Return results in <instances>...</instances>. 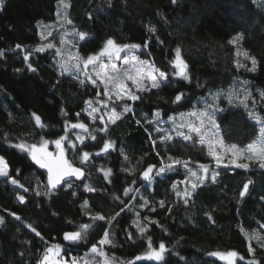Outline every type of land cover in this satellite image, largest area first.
<instances>
[{
    "label": "trees",
    "instance_id": "trees-1",
    "mask_svg": "<svg viewBox=\"0 0 264 264\" xmlns=\"http://www.w3.org/2000/svg\"><path fill=\"white\" fill-rule=\"evenodd\" d=\"M67 2L69 7L66 12L73 22L69 27L87 34L85 40H74V50L76 48L81 57L98 52L108 37L128 44H142L147 40L149 48L134 50L138 58L154 63L162 70L167 68L171 74L168 62L179 47L188 65L190 79L174 77L159 89L140 93L142 99L135 103L123 102L132 106V113L110 126L106 134H97V140L88 138L86 146L77 144L81 152L96 153L105 139L117 142L116 151L94 157L88 165L85 182L96 191L85 193L81 184L79 200L72 195L75 186L72 189L66 186L60 188L50 198L37 197L33 190L38 182H46L45 172L32 164L26 153L10 144L20 141L39 144L41 137L51 142L63 135L64 122L68 117L62 115V108L69 113L71 122L79 119L89 127H95L86 115L82 113L77 118L75 113L85 107V100L95 99L97 89L90 82L81 85L72 74L62 75L54 59V49L34 53L30 57V62L37 69L35 73L26 70L22 59L24 53L11 51L16 44L26 48L37 46V26L40 22L57 24V0H1L0 49H4L7 55L0 59V156L8 162L13 177L20 170V181L25 187H30V191H14L0 178V216L4 217V222L0 224V264H36L46 244L61 243L62 247H68L62 241L63 231L75 230L74 225L88 222L80 207L83 200H88L93 213L102 211L104 215L111 216L119 211L115 206L119 201L113 200V194L130 199L123 197V189L127 186L140 188L141 195L153 202L156 211L139 208L134 200L130 205L134 207L133 213H122L118 223L109 226L116 235L112 236L113 243L105 246V251L118 261L126 262L136 256H144L149 240L153 247H158L161 242L166 245L168 252L164 261L141 259L135 264H224L209 253L230 250L245 257L244 261L238 260L236 264H246L253 259L248 255L250 242L255 248V259L264 260V248L247 238L253 233L264 232L258 228V222L264 223V200L261 199L264 197V170H260L258 165L248 170L233 166L215 167L219 173L216 183L209 179L198 187L189 206L178 200L171 188L173 182L178 186L187 175L184 167L178 166V171L156 176L147 190L139 175L149 164L157 167L161 164L160 157L153 152L149 133L157 138V148L165 163L171 156L189 161V167L196 170L198 164L209 166L213 162L209 151L198 143L197 138L184 141L174 136L173 141L160 143L158 136L163 133L155 131V123L145 122V117L152 119L155 110L161 111L160 125H163L168 116L209 106L213 103L211 97L214 93H226L230 88L243 92L247 88L256 99V106L253 108L251 100L248 109L238 101L236 106H230L227 98L221 97L215 103L227 111L218 115L217 119L222 125L226 144L245 147L260 136V128L264 124V101L260 100V93L264 92V8H259L253 0H176L175 4L172 0ZM149 27L156 29L155 34L148 32ZM237 33L244 37L239 47L257 60L254 71L246 70L251 67V62L237 56V49L227 43ZM237 60L245 63L246 68L237 70ZM79 79L84 78L80 76ZM244 80L249 82L247 86L241 83ZM177 92L185 95L179 104H174L172 101ZM250 111L260 117L259 123L249 115ZM33 112L48 126L43 131L34 127L31 119ZM138 119L141 125H137ZM69 138L75 141L71 129ZM121 148L128 156L127 162L120 155ZM66 157L79 166L80 154L74 149H66ZM122 167L134 169V174L122 171ZM96 168H111V183L105 181L103 173L97 172ZM133 180L137 181L135 185ZM248 180L253 183L249 192L241 198L239 192ZM17 191L25 196L24 204L16 200ZM160 200H165V208L156 203ZM135 211L140 212L143 223H147L143 220L145 216L156 221L149 225L144 236H140L135 227H129L136 218ZM9 212L22 217V221L15 220ZM205 213H210L213 219L209 220ZM25 224L34 226L44 239L36 237L24 227ZM122 228H129L134 239H126ZM102 235V229L91 230L84 241L71 247L68 255L63 252L61 255L66 260L75 254L83 256Z\"/></svg>",
    "mask_w": 264,
    "mask_h": 264
},
{
    "label": "snow or ice",
    "instance_id": "snow-or-ice-1",
    "mask_svg": "<svg viewBox=\"0 0 264 264\" xmlns=\"http://www.w3.org/2000/svg\"><path fill=\"white\" fill-rule=\"evenodd\" d=\"M172 3L175 4L176 0H172ZM253 3L257 4L259 8H264V0H253ZM68 7L69 4L67 0H57V19L61 21L62 24L72 25L73 22L68 18V13L66 11H61V9H67ZM49 27L50 26H44L41 29L39 33L41 41H47L48 37L53 36V32L48 30ZM148 32L155 34L156 29L149 27ZM70 36L79 37V40H85L87 34L77 31L73 27L71 32L66 31L61 34V47H56L54 43L47 42L41 43L34 48H26L25 46L16 44L14 48L11 49L14 53L17 51L24 53L22 59L26 66V70L33 73H35L37 69L33 67L30 62V57L34 53H44L48 50L55 49L54 59L62 75L72 74L79 80L81 85L90 82L97 89L95 99L85 100V107L81 109L80 112L75 113L77 118H80L82 113L86 115L90 123L96 125L95 127H89L88 124L81 122L79 119H77V122H71L69 113L62 108V115L68 117V119H65L64 122V134L60 135L54 141H51V143L55 145V152L48 151V144L50 141L43 137H41L39 144H29L24 141L10 144L11 147L26 153L31 161L38 165L40 169L46 171V182L43 184L38 182L36 188L33 190L37 197L45 196L50 198L51 195L60 188L66 186L68 189H72L73 186H75L76 190L72 192V195L75 199L79 200L82 195V193H80L81 184L83 185V192L85 193L96 191L89 183L85 182L88 174V165L92 163L94 157H100L109 154L111 151H116L117 142L112 139H105L102 147L96 153H89L87 151L81 152L77 144L85 145V141L88 138L94 141L97 140V134H106L110 126L115 125L126 114L133 112L132 106L127 103H124L122 109L118 111L117 109L121 108V102L131 101L135 103L142 99L140 93L149 92L152 89H159L166 82H171L174 77H179L183 80L190 79L188 65L182 58V50L179 47L174 50V57L168 62L172 69L171 74H169L167 68L162 70L156 67L154 63L141 60L135 54H130L133 53L134 50L149 48L150 42L147 40L142 44H128L119 43L115 38L108 37L103 42L99 52L90 54L85 58L81 57L76 51L68 50L67 46L70 45L74 48L76 43L74 40L67 39V37ZM243 38L241 33H237L229 38L227 43L237 49V56L243 57L245 60L251 62V67L246 68L245 63L237 60L235 61L236 69L246 68L247 71L251 72L255 70L257 60L247 50H243L239 47ZM160 43H163V41H160ZM122 53L124 54L123 56ZM6 55L7 52L4 49H0V59L5 58ZM105 58L107 59V63L104 62ZM117 62H119V65ZM90 68L92 69L91 71ZM16 71H20V69ZM80 76H83L84 79H79ZM241 83L247 86L249 82L244 80ZM184 95V93L177 92L172 103L179 104L184 99ZM221 97H226L230 106H236V102L238 101L245 109L249 108V100H251L253 108L257 104L256 99L247 91V88H245L242 93L238 88H230L226 93H214L211 97L213 103L210 104L207 109L193 110L187 114L182 113L179 117L181 122L178 125L176 124L175 117L168 116V121L172 122L174 126L168 130L162 127L155 128L157 133H163L158 136L159 142L168 143L173 141V133L176 137H180L184 141L193 140V134H195V136L199 138V144L207 145L209 149L208 154L215 162L217 168L221 166L225 168L233 166L236 169L248 170L253 165H258L260 170H264V126L260 128L261 135L257 140L249 143L246 148H239L236 144L226 146L223 139L222 125L218 121L217 116L223 115L227 109L221 108L215 103V101ZM260 100L264 101V92L260 93ZM249 115L258 123L260 122V117L256 116L254 112L250 111ZM160 118L161 111L155 110L152 114V119L148 120V118L145 117V122L160 125L162 124ZM31 119L34 121V127L41 131L48 127L44 124L42 118L34 112L31 113ZM136 123L137 125H141V120H136ZM70 129L73 130L75 141L69 138ZM184 129H187V132H185ZM145 131H148V129H145ZM149 139L153 146V152L161 159V164L159 167L154 164H149L147 168L140 172V180L144 182L145 190L151 186L156 176L178 171V166L187 169V175L183 180L179 181V184L184 185V188L180 190L176 182H173L171 188L175 197L178 200H182L185 206L190 205L196 189L208 181L209 178L212 183H216L219 173L215 170H211L208 165L198 164L197 170H193L192 167H189V161L179 158L174 159L171 156L167 157L169 162L165 163L164 158L161 157L157 148V138H153L151 133H149ZM66 149H74L80 154L79 166L66 157ZM119 151L124 161L127 162L128 156L123 148ZM229 154L230 159L225 163V156ZM241 160L251 161L252 163L239 162ZM93 167L95 166L93 165ZM121 170L127 172L129 175L134 174V169L128 167H122ZM96 171L102 172L104 180L111 183L110 178L113 174L111 168H96ZM19 177L20 170H17V175L13 177L10 173L8 162L4 157L0 156V178H3L7 184L11 185L14 191L22 189L24 193H28L30 187H25ZM136 183V180L132 181L133 185ZM252 183L251 180H248L243 184V188L239 192L241 198L245 197L249 192V186ZM123 197H129L130 199L125 200L113 194V200L119 201V203L115 205L119 208V211H115L111 216L104 215L102 211L93 213L89 209L88 200H83L80 207L82 213L87 215L88 222L82 221L80 224L74 225L75 230L63 231L62 241L66 242L68 247H62L61 243L52 245L46 244L43 255L41 258L37 259L36 264H135V261L141 259H148L156 262L164 261L165 253L168 252V249L163 242H161L158 247H153L149 240L148 251L144 256H136L134 260L126 262L118 261L115 257L109 256L105 251V246L111 245L113 243L112 236L116 235L109 226L116 225L122 213H133L134 207L130 206L132 201H137L139 208H148L153 212L156 211V208L152 206L153 202H151L148 197L141 195V190L138 187H124ZM261 199L264 200V197H261ZM16 200L20 204L26 202L25 196L20 194L19 191H17ZM156 203H158L160 208L166 207L165 200H160ZM168 210L171 211L170 206H168ZM8 214L15 220L22 221V217L16 213L9 212ZM53 215H55V213H53ZM134 215L136 218L132 220V224L129 227H135L140 236L146 234L150 224L156 223V221L151 220L147 216L143 217V220L147 221V223L141 222L139 211H135ZM205 215L209 220L213 219L210 213H205ZM3 222L4 217L0 216V224ZM24 227L34 233L36 237H40L41 240L44 239L34 226L25 224ZM258 228L264 230V223L258 222ZM97 229H102L103 235L95 244H92V246L88 248L83 256L72 257L70 260L63 258L61 255L62 252L65 256L68 255L72 246L84 241L91 230ZM121 231L125 233L126 239H134V235L129 228H122ZM242 231L244 230L242 229ZM247 238L249 241L255 240L260 248H264V232L253 233L248 235ZM254 254L255 248L250 242L248 244V255L253 257V259L248 260L246 264H264V260L258 261L255 259ZM21 255H23V253H21ZM209 255L226 261V264H236L238 260H245V257L231 250L227 252H211Z\"/></svg>",
    "mask_w": 264,
    "mask_h": 264
},
{
    "label": "rangeland",
    "instance_id": "rangeland-1",
    "mask_svg": "<svg viewBox=\"0 0 264 264\" xmlns=\"http://www.w3.org/2000/svg\"><path fill=\"white\" fill-rule=\"evenodd\" d=\"M0 6H1V0H0ZM58 10V9H57ZM61 11H66V9H61ZM44 26H50L49 28H48V30L49 31H52L53 32V36H51V37H48V40L47 41H41L40 40V35H39V33H40V31H41V29L44 27ZM37 28H38V37H39V41H38V43H37V45H39V44H41V43H47V42H52V43H54L55 45H56V47H61V45H60V36H61V34L63 33V32H71L72 31V29L69 27V25H67V24H62V22L61 21H58V19H57V24H55L54 22H40L39 24H38V26H37ZM71 39V40H75L76 38H78L79 39V37H75V36H70V37H67V39ZM79 41H82V40H79ZM68 47V50H70V51H76V48H75V50H74V48L73 47H71L70 45L69 46H67ZM55 50V49H54ZM77 52V51H76ZM99 52V51H98ZM130 54H135L134 52L133 53H130ZM124 54L122 53V56H123ZM140 59V58H139ZM145 61V60H144ZM104 62L105 63H107V59L105 58V60H104ZM118 63V65H119V62H117ZM57 67H58V65H57ZM92 69L90 68V71H91ZM58 71L60 72V70H59V68H58ZM83 77V76H82ZM84 78V77H83ZM242 93V92H241ZM123 102H121V108H118L117 110L118 111H120L121 109H122V107H123ZM208 108V106H206V107H204L203 109H192V110H189V111H187V112H184L183 114H187L188 112H190V111H193V110H205V109H207ZM182 113H180V114H177V115H175V116H173V117H175L176 118V124L178 125L181 121L179 120V117H180V115H181ZM174 125L172 124V122H170V121H168V119L166 120V124H163V125H156V127H162L163 129H165V130H168V129H171L172 127H173ZM263 126H264V124H263ZM79 131V130H78ZM184 131L185 132H187V129H184ZM260 135H261V133H260ZM173 136H175V134L173 133ZM193 137L194 138H197V139H199L198 137H196L195 136V134H193ZM257 140V139H256ZM255 140V141H256ZM225 145L226 146H230V144H226L225 143ZM206 148H207V150L209 151V149H208V147H207V145H204ZM239 148H246V146L245 147H239ZM48 151L49 152H55L56 151V149H55V145H54V143H49L48 144ZM246 155H247V153H246ZM228 159H230V154L229 155H226L225 156V163H227V160ZM213 161V160H212ZM239 162H248V163H252L251 161H244V160H241V161H239ZM216 165H215V162L213 161L212 163H211V165H209V168L211 169V170H215L216 171ZM198 168V167H197ZM197 168H196V170H197ZM210 179V178H209ZM178 187H180V189L181 190H183V188H184V185H182V184H178ZM217 259H219V260H221L220 258H218V257H216ZM221 261H223V262H225L224 264H226V261H224V260H221Z\"/></svg>",
    "mask_w": 264,
    "mask_h": 264
},
{
    "label": "water",
    "instance_id": "water-1",
    "mask_svg": "<svg viewBox=\"0 0 264 264\" xmlns=\"http://www.w3.org/2000/svg\"><path fill=\"white\" fill-rule=\"evenodd\" d=\"M31 160V159H30ZM32 162V164H34L35 166H37L38 168H39V166L38 165H36L33 161H31ZM44 172H45V174H46V171L44 170V169H42ZM143 182V181H142Z\"/></svg>",
    "mask_w": 264,
    "mask_h": 264
},
{
    "label": "built area",
    "instance_id": "built-area-1",
    "mask_svg": "<svg viewBox=\"0 0 264 264\" xmlns=\"http://www.w3.org/2000/svg\"><path fill=\"white\" fill-rule=\"evenodd\" d=\"M72 257H80V256H79L78 254H75V255H73ZM72 257H71V258H72ZM71 258H70V259H71ZM70 259H69V260H70Z\"/></svg>",
    "mask_w": 264,
    "mask_h": 264
}]
</instances>
